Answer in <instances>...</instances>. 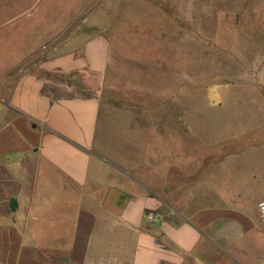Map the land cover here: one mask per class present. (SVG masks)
I'll return each mask as SVG.
<instances>
[{"label":"crops","instance_id":"0c3cea01","mask_svg":"<svg viewBox=\"0 0 264 264\" xmlns=\"http://www.w3.org/2000/svg\"><path fill=\"white\" fill-rule=\"evenodd\" d=\"M26 55L0 67V264H264V125L210 123L188 150L189 122L148 134L106 104V35Z\"/></svg>","mask_w":264,"mask_h":264},{"label":"rangeland","instance_id":"374dc122","mask_svg":"<svg viewBox=\"0 0 264 264\" xmlns=\"http://www.w3.org/2000/svg\"><path fill=\"white\" fill-rule=\"evenodd\" d=\"M95 35L113 44L106 104L139 130L173 116L198 151L210 123L264 125V0H0V67L24 50L34 70Z\"/></svg>","mask_w":264,"mask_h":264},{"label":"built area","instance_id":"2783aa9c","mask_svg":"<svg viewBox=\"0 0 264 264\" xmlns=\"http://www.w3.org/2000/svg\"><path fill=\"white\" fill-rule=\"evenodd\" d=\"M259 213H260V217L264 226V199L259 203ZM155 220L153 215H148L145 218L146 223H150L153 222Z\"/></svg>","mask_w":264,"mask_h":264}]
</instances>
